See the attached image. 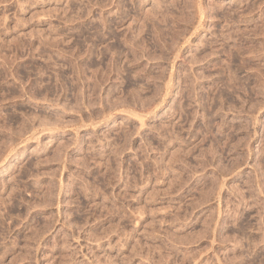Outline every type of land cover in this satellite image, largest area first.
I'll return each mask as SVG.
<instances>
[{
  "label": "rangeland",
  "instance_id": "rangeland-1",
  "mask_svg": "<svg viewBox=\"0 0 264 264\" xmlns=\"http://www.w3.org/2000/svg\"><path fill=\"white\" fill-rule=\"evenodd\" d=\"M0 264H264V0H0Z\"/></svg>",
  "mask_w": 264,
  "mask_h": 264
}]
</instances>
